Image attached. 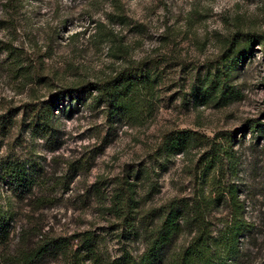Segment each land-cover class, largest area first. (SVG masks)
I'll list each match as a JSON object with an SVG mask.
<instances>
[{
    "label": "rangeland",
    "instance_id": "rangeland-1",
    "mask_svg": "<svg viewBox=\"0 0 264 264\" xmlns=\"http://www.w3.org/2000/svg\"><path fill=\"white\" fill-rule=\"evenodd\" d=\"M260 32L264 0H0V41L12 49L0 51V114L10 111L13 122L0 133V157L21 160L33 179L31 191L18 196L0 184V205L11 214L0 264H14L17 247L41 235L73 242L84 229L104 234L110 254H118L123 242L127 247L113 227L121 181L130 184L138 218L168 199L209 190L213 181L202 172L208 143L193 139L169 153L162 141L176 130L208 140L230 136L218 178L235 186L245 216L264 225V131L247 127L261 116L264 97L259 44L230 64L228 78L218 72L228 67L223 55L234 34ZM140 62L153 91L140 114H110L93 91L53 104L49 137L32 129L28 103ZM228 210H211L214 228ZM190 234L184 228L176 244ZM251 260L264 264L260 254ZM56 263L48 256L37 264Z\"/></svg>",
    "mask_w": 264,
    "mask_h": 264
},
{
    "label": "trees",
    "instance_id": "trees-1",
    "mask_svg": "<svg viewBox=\"0 0 264 264\" xmlns=\"http://www.w3.org/2000/svg\"><path fill=\"white\" fill-rule=\"evenodd\" d=\"M239 39L244 44L236 48ZM254 42L259 44L264 59V32L234 34L223 55L228 67L218 70L223 79L228 78L230 64L252 54ZM2 49L8 54L12 53L11 47L0 41V51ZM214 86L212 79L204 93L208 95ZM93 91L95 104L103 105L110 114L117 112L126 118L140 114L146 107L148 96L153 93L150 78L144 73L141 62L125 66L107 79L64 87L58 91V96L49 98L45 103H28V119L32 129L49 137L53 104L60 98L76 100L84 93L92 94ZM222 93L218 98L223 97ZM260 115L247 126L251 132L264 131V97ZM11 116L10 111L0 114L2 135L13 125ZM225 137L224 141L208 140L193 130H176L162 141L169 153L185 151L193 139L208 143L202 172L213 181L209 190L201 186L192 196L168 199L155 212L138 218L129 195V182L127 188L124 186L125 180L119 183L117 194L121 197L117 204L114 203L118 222L113 227L119 231L121 240L127 241V247L123 242L118 254H110L104 234L84 229L71 236L73 242L66 237L45 234L33 242L21 244L12 257L14 264H37L48 256L55 259L56 264H253L252 254L264 256V225L245 216V205L237 195L235 186L223 183L218 178L223 174L224 159L230 151V136L226 134ZM1 144L0 141V147ZM0 184L18 196L31 191L33 179L24 162L17 158L0 157ZM223 204L229 210L220 215L222 223L214 228L215 217L210 212ZM10 220L11 214L0 205V246L9 243ZM184 228L191 233L190 238L186 244H176V236Z\"/></svg>",
    "mask_w": 264,
    "mask_h": 264
}]
</instances>
